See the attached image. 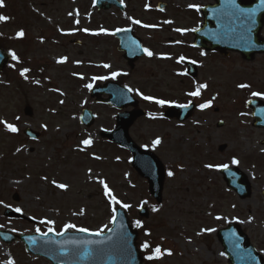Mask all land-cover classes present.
I'll return each mask as SVG.
<instances>
[{"label":"rangeland","instance_id":"1","mask_svg":"<svg viewBox=\"0 0 264 264\" xmlns=\"http://www.w3.org/2000/svg\"><path fill=\"white\" fill-rule=\"evenodd\" d=\"M194 1L199 6L211 3ZM94 2L4 0L5 6L0 8V15L10 18L0 22L1 45L19 58L0 79V119L20 129L12 134L0 125V229L42 234L54 228L60 233L65 225L74 224L89 232L106 233L112 226V209L119 205L111 204L104 195L103 180L118 200L132 205L125 210L135 227L141 222L142 227H136L140 246L148 242L173 253L148 264H230L216 233L236 221L264 257V129L253 128L252 111L246 106L253 98L264 102L252 95L264 93V54L248 62L234 53L229 57L206 53L194 48L193 35L177 39L184 46L173 49L167 47L172 35L147 28L138 36L144 37V46L154 55H145L131 70L116 40L115 58L112 38L102 29L110 33L112 22L114 30L127 27L132 18L162 27L167 23L154 22L153 14L147 13V0H131L132 11L126 15L114 8L99 11ZM198 22L201 25L202 19ZM180 23L182 28L189 25L185 19ZM20 31L25 35L17 39ZM94 32L100 35H92ZM77 40L81 45L72 44ZM182 56L185 59L180 62ZM63 58L66 62L59 63ZM186 60L196 61V79L180 75L186 72ZM104 64L111 67L105 69ZM25 68L30 70L27 79L20 75ZM117 70L119 83L132 89L140 103L136 110L146 112L129 129L130 137L151 151L165 170L160 204L151 195L148 180L134 169L129 152L102 137L104 130L116 126L118 112L98 105L85 86L116 81L111 76ZM93 76L109 79L93 80ZM199 84L208 85L201 96H188ZM239 84L251 87L241 89ZM138 92L172 104L194 103L197 110L185 123L165 120L163 112L169 105L144 100ZM208 101L212 107L200 110L199 104ZM84 109L97 116L91 129L80 124ZM221 122L224 126L218 128ZM28 127L41 133L39 141L24 136ZM87 138L93 140L89 148L82 144ZM157 138L162 141L158 146L153 144ZM222 145L227 149L220 152ZM233 158L239 165L232 164ZM209 163L246 171L253 183L252 196L241 200L228 188L221 170L205 167ZM169 171L174 173L172 177ZM52 181L66 184L67 190L56 188ZM15 195L18 202L13 200ZM142 207L149 209L148 219L138 215ZM16 208L27 220L5 216L6 210ZM218 216L222 219H216ZM42 220L54 224L40 223ZM10 262L50 264L30 256L23 243L8 246L0 241V264Z\"/></svg>","mask_w":264,"mask_h":264},{"label":"water","instance_id":"2","mask_svg":"<svg viewBox=\"0 0 264 264\" xmlns=\"http://www.w3.org/2000/svg\"><path fill=\"white\" fill-rule=\"evenodd\" d=\"M215 1V6L206 7L203 10L205 25L196 32L195 44L213 52L221 50L241 53L247 61H251L255 55L264 54V38L261 35V30L264 27V4L261 3V0H236V4L242 9L257 10L254 23L243 21L242 18L231 17L225 6V0ZM96 5L100 9L108 11L113 5L118 4L115 0H97ZM245 24L251 28L250 32H246ZM117 37L121 39L120 51L126 53L124 58L127 59L130 68H133L135 62L144 55L141 41L128 31H121ZM10 61V54L0 47V76ZM186 65L189 66L188 75L197 78L196 66L189 62ZM104 95H108L109 98L103 99ZM91 96L99 104H106L119 111L139 106V102L133 98L132 92L113 82L92 88ZM191 105L187 109L171 106L166 109L164 118L186 122L196 110L195 105ZM247 106L252 110V117L255 119L253 127L264 128V103L253 99L248 102ZM82 114L81 123L92 128L96 121L94 113L84 110ZM143 116L144 113L140 111L121 113L114 131H104L103 136L111 143L129 151L133 156L135 170L149 181L150 192L160 203L162 183L165 177L164 168L153 154L134 144L130 133H128L135 120ZM222 126L223 123L219 125V128ZM24 134L27 138L35 141L40 138L39 133L37 134L29 128ZM225 149L226 146H222L220 151ZM222 174L229 188L237 193L242 200L251 197V182L246 174L237 168L222 171ZM14 200L18 202L19 197L15 195ZM5 214L9 218H24L10 210ZM139 215L142 218H149L148 208L143 207L139 211ZM115 216L116 223L113 224L111 231L107 230V233L100 236L78 231H68L63 236L51 232L46 235H20L0 230V239L8 245L14 242H23L30 255L43 257L51 264H146L143 252L139 249V232L134 229L127 212L125 209L117 207ZM219 237L231 264H264L262 257L250 245L239 226L230 225L226 230L220 231Z\"/></svg>","mask_w":264,"mask_h":264},{"label":"snow or ice","instance_id":"3","mask_svg":"<svg viewBox=\"0 0 264 264\" xmlns=\"http://www.w3.org/2000/svg\"><path fill=\"white\" fill-rule=\"evenodd\" d=\"M261 3L264 4V0H261ZM5 5H4V0H0V8H3ZM225 6L226 8L229 10V15L235 19H243V21H246V22H249V23H254V20H255V17H256V14H257V10L256 9H242L240 8L237 4H236V0H225ZM190 8H193L195 11L199 12L200 11V6L199 5H195V4H192V5H189ZM69 15H72L71 13ZM10 18L7 17V16H3V15H0V22H7ZM76 23H79V21H76ZM133 23L135 24H140L141 22L138 21V20H134ZM165 23H171V21H165ZM143 27H149L148 25H142ZM245 28H246V32H250L251 31V28L247 26V24H245ZM83 31L87 32L88 30L87 29H83ZM102 31L105 32V34H110V35H114L115 33H107L106 30H103ZM117 31H129V29H118ZM176 31H182L180 29H176ZM184 31H187V30H184ZM191 31H199V29H191ZM92 35H100V32H94V33H91ZM18 37L20 38H23L25 33L23 31H20L17 33ZM144 53L148 56V57H152L154 55L153 52H151L150 50H148L147 48L143 49ZM203 54V53H202ZM11 57L13 60H17L19 61V58L17 57L16 53L15 52H12L11 53ZM166 58H170V57H166ZM184 57H180V62H183L184 61ZM59 63H65L66 62V58H63L61 60L58 61ZM189 63H193L195 64L196 61H189ZM103 68L105 69H109L111 67V65L109 64H104L102 65ZM30 70L25 68L23 69V71H21L20 75L21 76H24L26 79H27V73L29 72ZM121 75V73L119 72H113L112 73V76L111 78L112 79H115L117 76ZM180 75H187L186 72L184 73H180ZM80 79H84L83 76H80ZM93 80H106V79H109V77L107 76H103V77H97V76H93L92 77ZM37 83H39V81H37ZM87 88H89L91 90V88L93 87L92 84H87L85 85ZM208 85L207 84H199L196 86L195 90L194 91H190L187 93L188 96L190 97H196V98H199L201 96V91L202 89H207ZM239 88L241 89H246V88H250L251 85L249 84H239L238 85ZM128 91H132V89H128ZM138 95H141L142 98L144 100H148V101H154L156 104L160 105V106H164L166 104L168 105H172V102L170 101H166V100H163V99H156V98H153V97H150V96H144L142 93H137ZM61 95H63V93H61ZM253 96H256V97H260L261 99H264V93H260V92H253L252 93ZM61 104L64 103L63 100L60 101ZM175 107H179V108H184V109H187L189 107H191V103H188V104H175L173 105ZM212 107V102L211 101H208V102H204V103H200L199 104V108L200 110H206V109H209ZM17 120L20 119L19 116L16 117ZM0 125H3L4 129L6 131H8L9 133H12V134H18L20 129L12 124V123H9L7 122L6 120H3V119H0ZM45 128V130L47 129V126L44 125L42 126ZM33 139H35V137H33ZM161 140L159 138H157L156 140L153 141V144L158 146L161 144ZM82 144L84 145L85 148H89L93 145V140L91 138H87V139H84L82 140ZM81 151H83L84 149H80ZM19 151V149H18ZM96 159H101V157H95ZM239 160L233 158L232 160V164L233 165H239ZM206 168L208 169H215V170H223V171H228L229 169V165L227 164H224V165H214V164H206L205 165ZM174 175L173 172L169 171L168 172V176L172 177ZM45 179H47L45 177ZM52 183L54 184V186L58 189H61V190H67L68 186L66 184H63V183H57L56 181H52ZM100 183L103 185V189H104V195L106 197L109 198L111 204L113 205H119L120 208L122 209H128V208H131L132 205L130 204H125V203H122L120 200H118L116 198V196L113 194L112 190L109 188L108 184L101 180ZM2 203V202H0ZM144 203H147V201H145ZM7 207V205H6ZM14 211L16 212H21V209L19 208H16V209H13ZM156 210V209H154ZM113 211V218H112V223L115 224L116 223V216H115V213H116V208L113 207L112 209ZM81 214H83V210H81ZM216 219H222V217H216ZM40 223H43V224H54L53 221H50V220H42L40 221ZM136 227H142L141 225V222L140 221H137L136 222ZM69 229H75L76 231L78 232H81V233H89L90 235H93V236H100L102 233L101 232H89L88 229H85V228H77L76 225L74 224H67L64 226V229L62 232L60 233H56L58 235H61L63 236L65 233L68 232ZM37 232H40V229L37 228L36 229ZM49 232H54V228H49L48 230ZM109 231H111V229H109ZM204 231H207V232H212V231H215V229H205ZM41 235H46V233H42ZM147 235H150V233H147ZM142 249L148 253V255H146L145 259L147 261H157V260H161L163 259L164 255H168V256H171L173 253L171 251H162L161 247L159 246H156V247H152V245H150L148 242H145L142 244ZM85 255H87V253H85ZM221 255H223V253H221ZM10 264H14V262H10Z\"/></svg>","mask_w":264,"mask_h":264},{"label":"flooded vegetation","instance_id":"4","mask_svg":"<svg viewBox=\"0 0 264 264\" xmlns=\"http://www.w3.org/2000/svg\"><path fill=\"white\" fill-rule=\"evenodd\" d=\"M130 1L131 0H125L126 7L123 10V13H130L132 11V7L130 6ZM147 13L149 15L153 14V17L156 18L154 22H165V21H171V23H167L166 27H162L156 23L149 24V22H146L144 19H130L128 21V25H126L128 29H132L133 33L138 36V32L142 29H147L149 28V31L152 32L153 29H156L157 31H164L168 33V35H172L171 40L168 42L167 47H182L184 46L183 43L185 42H180L177 39L179 38H185L188 36L194 37V32L191 31V29H198L200 27V24L198 22L199 17H202V12L201 9L204 6H200V11L197 12L193 8H190L189 5H192L195 3L194 0H147ZM207 4H212V3H207ZM206 5V4H205ZM161 6V9H160ZM186 20L189 25H187L185 28H182L181 26V20ZM134 20H138L141 23L140 24H135L133 23ZM177 24H179L181 27H178ZM142 25H148L149 27H143ZM176 29H180L182 31H176ZM187 30V31H184ZM111 33H114V26L112 22V31ZM112 41H113V47L115 48V37L114 35H111ZM140 37V36H138ZM142 41L144 42V37H140ZM115 58H116V48H115ZM118 72V70H117ZM116 82L119 84L118 76L116 77ZM230 224V223H228ZM227 224V225H228ZM239 225H241L238 222ZM225 228V227H222ZM241 228L243 230V225H241ZM244 231V230H243ZM246 235V234H245ZM247 236V235H246Z\"/></svg>","mask_w":264,"mask_h":264}]
</instances>
